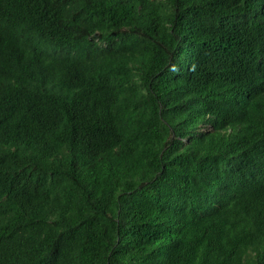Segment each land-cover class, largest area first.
Returning a JSON list of instances; mask_svg holds the SVG:
<instances>
[{
	"label": "trees",
	"instance_id": "obj_1",
	"mask_svg": "<svg viewBox=\"0 0 264 264\" xmlns=\"http://www.w3.org/2000/svg\"><path fill=\"white\" fill-rule=\"evenodd\" d=\"M0 264H264V0H0Z\"/></svg>",
	"mask_w": 264,
	"mask_h": 264
}]
</instances>
